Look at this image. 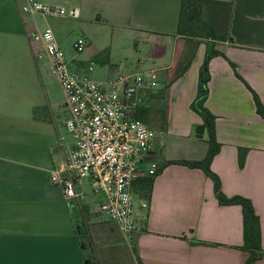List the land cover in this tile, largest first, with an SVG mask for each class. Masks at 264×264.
<instances>
[{"label": "crops", "instance_id": "crops-1", "mask_svg": "<svg viewBox=\"0 0 264 264\" xmlns=\"http://www.w3.org/2000/svg\"><path fill=\"white\" fill-rule=\"evenodd\" d=\"M37 1L77 10L72 19L82 24L95 19L113 26L118 41L139 36L145 54L133 66L137 71L129 73L156 84L141 92L133 116L137 112L146 124V114L160 113L164 106L163 117H155L161 123L157 128L178 140L161 151L155 136L138 165L131 187L138 221L134 231L124 234L108 217L93 216L102 196L92 195L90 182L89 195L68 204L48 175L67 156L72 135L64 121L69 112L60 86L58 97L40 81L39 69H33L42 58L49 59L42 45L32 48L35 43L28 38L46 27L55 39L58 34L50 17L21 13L22 0H0V264H244L248 253L241 247V207L219 204L212 180L200 168L168 164L154 176L148 199L136 192L152 161L158 167L167 160H201L207 152L206 141L197 144L204 130L201 137L195 134L202 118L189 105L208 42L200 39L195 48L177 34L179 0ZM217 1L232 4L233 42L216 41L217 53L208 62L205 106L215 115L220 143L210 169L226 196L252 202L262 248L253 264H264V117L253 97L254 92L264 105V0ZM193 52L176 77L180 59L185 63ZM94 54L89 46L84 57ZM84 59L72 62L85 69ZM159 77L164 87H159ZM161 88L163 99L155 95ZM240 149H245L242 166Z\"/></svg>", "mask_w": 264, "mask_h": 264}, {"label": "built area", "instance_id": "built-area-1", "mask_svg": "<svg viewBox=\"0 0 264 264\" xmlns=\"http://www.w3.org/2000/svg\"><path fill=\"white\" fill-rule=\"evenodd\" d=\"M19 10L47 17H78L75 9L37 0H22ZM28 38L35 43L32 48L42 45L69 112L64 125L72 141L67 146V156L49 172L50 182L60 186L69 204L84 198L83 180L89 181L92 193L102 196L97 211L124 234L134 231L138 221L133 210L132 182L155 133L134 117L133 111L142 101L141 92L155 86V81L126 72L116 73L107 81H95L89 76L90 65L82 72L68 68L49 27L29 33ZM86 44L78 39L73 48L81 51ZM156 168L152 161L147 175H154ZM141 205L145 207L146 203Z\"/></svg>", "mask_w": 264, "mask_h": 264}, {"label": "trees", "instance_id": "trees-1", "mask_svg": "<svg viewBox=\"0 0 264 264\" xmlns=\"http://www.w3.org/2000/svg\"><path fill=\"white\" fill-rule=\"evenodd\" d=\"M231 13L232 4L229 2L217 0H179L177 34L187 37L192 43L194 42L195 48L200 39L208 40L203 64L198 74L196 96L189 105L190 109L202 118L203 123L198 127H202L207 132V152L201 160H167L163 162L158 165L154 175H148L145 178L143 184L136 188V192L139 197L148 199L154 176L159 174L168 164H182L191 168H200L212 180L213 190L219 204L240 205L243 221V245L241 247L248 253L244 264H253V261L262 252L258 215L255 213L252 202L248 198L241 195L226 196L221 190L219 177L210 169L211 160L219 151L220 143H218L215 135V115L205 106L208 95V81L210 79L208 62L217 53L213 48L216 41L233 42L229 34ZM193 55L194 52L187 58L176 77L186 70ZM231 66L235 69L234 64L231 63ZM237 76L239 75L237 74ZM253 97L257 113L264 117V105L254 92ZM135 117L139 118L137 112L135 113ZM244 151L245 149H240L238 152L239 166L243 164ZM86 263L93 264L90 260H86Z\"/></svg>", "mask_w": 264, "mask_h": 264}, {"label": "rangeland", "instance_id": "rangeland-1", "mask_svg": "<svg viewBox=\"0 0 264 264\" xmlns=\"http://www.w3.org/2000/svg\"><path fill=\"white\" fill-rule=\"evenodd\" d=\"M48 20L50 21V26L55 27V32L58 34L56 35V40L64 52L67 66L70 70H77L81 72L85 70L81 66L75 67L72 62V59L77 57L83 59L86 58V56L84 57V54L85 52H87L88 47L91 46V50L94 51L95 54L92 58L89 59L88 57V59H86L87 66L90 65L92 67L89 76L94 80L104 81L105 79L110 78V75H114L115 73H129L137 71V69H134L135 67L133 66H135L140 57L145 54L143 47L139 46V36L131 37L130 39L125 38L118 41L112 35L113 29L115 28L113 26H106L105 23H102L100 20L92 19L91 21H88V23L85 24H82L75 19L67 17H50L48 18ZM78 39H83L87 42L85 48L81 51H77L73 48V43ZM206 41L208 42V40ZM181 59H183V57ZM181 59L180 65L175 69V72L173 73L174 75L179 72L181 66L184 63V59L182 61ZM37 65L38 67L34 65L33 69H39L41 78L40 81L45 84L46 89L56 90L57 96L59 97V86L56 79L52 76L49 71V63L46 58H42ZM158 85L159 87H164V83L162 82L160 77L158 79ZM164 89L165 88H161V90H158L155 95L163 99L165 93ZM40 92L43 96V93L45 92L44 88L41 87ZM160 108V113L146 114V118L149 119V122H146V124L151 130L154 131L155 136L160 139L161 151L164 148L166 150H170L172 148L171 146L173 145V143H175L178 139L166 135L162 131L160 132V130L157 128L159 124L161 125V123L159 121H156L155 117L162 118L163 110L166 109L164 106ZM155 110H157V108H155ZM207 139V132L204 131L202 140L198 139V141L200 142H197V144L202 145L204 143L203 141L207 142ZM83 185L86 191L85 196L86 194L89 195V181L83 180ZM92 195L94 194L92 193ZM95 196L101 195L98 194ZM93 216L97 217L98 219L104 218V220L107 221L105 215L101 212H97L96 214H93Z\"/></svg>", "mask_w": 264, "mask_h": 264}, {"label": "water", "instance_id": "water-1", "mask_svg": "<svg viewBox=\"0 0 264 264\" xmlns=\"http://www.w3.org/2000/svg\"><path fill=\"white\" fill-rule=\"evenodd\" d=\"M203 130H204V129H203L202 127H201V128L196 127V129H195V134H196V136H201Z\"/></svg>", "mask_w": 264, "mask_h": 264}]
</instances>
